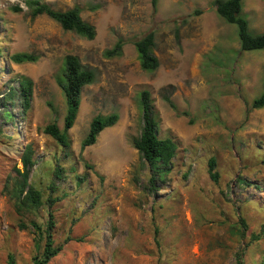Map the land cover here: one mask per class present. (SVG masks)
I'll use <instances>...</instances> for the list:
<instances>
[{"label":"rangeland","instance_id":"rangeland-1","mask_svg":"<svg viewBox=\"0 0 264 264\" xmlns=\"http://www.w3.org/2000/svg\"><path fill=\"white\" fill-rule=\"evenodd\" d=\"M42 1L61 11L79 7L95 37L64 31L46 16L31 19L25 0H0V105L14 116L3 119L0 107V264L9 255L31 264L37 237L18 224L47 218L46 205L19 214L4 190L14 169L22 170L26 145L35 162L30 182L44 197L54 164L66 176L51 194L60 199L50 210L61 250L48 264H264V108L250 109L264 90V49L241 51L236 26L217 15L214 0H158L156 9L151 0ZM240 16L252 34L264 33V0H242ZM149 32L159 61L152 73L141 70L134 48ZM117 41L121 55L105 58ZM20 52L36 62L10 61ZM66 55L95 74L82 89L67 149L43 133L51 123L63 127L66 102L56 79ZM19 77L32 83L25 112L20 97L4 100ZM142 90L151 94L159 137L178 147L172 172L154 184L132 146ZM111 113L116 124L81 150L93 117Z\"/></svg>","mask_w":264,"mask_h":264},{"label":"trees","instance_id":"trees-1","mask_svg":"<svg viewBox=\"0 0 264 264\" xmlns=\"http://www.w3.org/2000/svg\"><path fill=\"white\" fill-rule=\"evenodd\" d=\"M157 1L151 0L154 9H156ZM25 3L31 19H35L38 16H46L55 21L64 31L73 32L77 36L87 40L94 39L95 28L82 20L79 7L74 6L61 11L53 9L42 0H25ZM212 6L217 15L226 23L236 26L241 51L264 49V33L252 34L249 30L248 21L240 16L242 0H214ZM13 10L15 12L20 11L19 8H14ZM195 14H201V11L197 10ZM134 48L141 70L147 73L154 72L159 66V61L153 52L154 34L149 32L136 40L134 42ZM121 52L122 42L117 41L111 49L104 51L103 56L105 58H113L120 56ZM36 60V56L23 52L15 53L10 57V61L15 64L34 63ZM94 81V72L83 66L76 56H64L61 71L56 79L66 102L63 127L60 130L55 123H51L43 128V133L49 135L62 148L67 149L70 147L68 131L72 128L77 117L82 89ZM17 84V88L9 87L7 89V97L5 95L6 99L4 100L12 101L16 96L20 97L22 109L25 112L30 108L32 83L28 78L19 77ZM160 96L169 107L176 110L168 94L161 93ZM6 105H0L3 108L1 116L5 120L12 121L14 116ZM138 107L141 112V127L139 135L132 140V146L137 151L141 163L149 172L148 182L150 184H154L157 180L162 182L172 172L173 160L178 147L172 139L159 137L158 123L152 105L151 94L148 90H142L138 94ZM262 108H264V90L250 104V109ZM182 114L184 116L188 115L185 112ZM118 118L117 113L93 117L89 124L88 132L81 141L80 149L84 150L86 147L95 144L99 134L104 129L114 126ZM32 156L33 150L31 146L26 145L21 156L22 170L14 169L15 175L8 177L4 190L7 196L13 201L16 211L19 214L37 212L44 205L47 206L45 223L39 224L33 220L29 221L28 224L20 222L18 228L20 230L30 229L37 237L36 249L39 253L32 258L31 264H48L61 250L60 245L55 246L53 230L56 222L50 210L52 205L60 199L58 197H52L51 194L57 190L55 180L63 182L66 176L64 169L54 164L52 172L48 175V177L50 176L49 183L47 184L49 193L47 197H44L43 190L35 187L30 182V172L35 165ZM207 173L211 181L214 183L218 181L216 161L214 158H209L207 161ZM73 178L78 185L81 183L82 178L77 176H73ZM239 181H241L240 178ZM241 223L244 224L242 219ZM8 259V264H14L11 255H9Z\"/></svg>","mask_w":264,"mask_h":264},{"label":"clouds","instance_id":"clouds-1","mask_svg":"<svg viewBox=\"0 0 264 264\" xmlns=\"http://www.w3.org/2000/svg\"><path fill=\"white\" fill-rule=\"evenodd\" d=\"M214 9V8H213Z\"/></svg>","mask_w":264,"mask_h":264}]
</instances>
